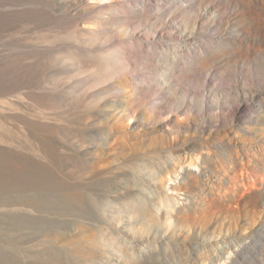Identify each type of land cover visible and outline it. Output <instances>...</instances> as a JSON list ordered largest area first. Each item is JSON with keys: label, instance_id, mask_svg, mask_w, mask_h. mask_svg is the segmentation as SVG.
<instances>
[{"label": "bare ground", "instance_id": "obj_1", "mask_svg": "<svg viewBox=\"0 0 264 264\" xmlns=\"http://www.w3.org/2000/svg\"><path fill=\"white\" fill-rule=\"evenodd\" d=\"M7 5L14 10H7ZM25 22L30 24L29 33L37 31L39 35L31 36L30 42H19V51L32 54L35 68L53 55L47 61L57 80L48 82L40 71L26 80L24 66L9 76L14 89L41 92L36 97L41 113L27 119L32 120L36 140L47 145L53 163L60 146L57 138L72 122L65 116L66 123L61 120L57 105L66 110L74 104L76 121L70 124L92 130L87 132L89 140L81 152L86 156L90 146L105 141L101 126L110 111L134 121L133 128L149 123L143 118L148 112L163 120L164 130L176 134L171 110L165 112L161 106H170L179 80L192 84L193 96L180 98L176 111L186 108L183 113L190 115L211 110L209 100L213 97L201 84L212 85L220 76L226 78L228 87L233 84L232 77L239 76L247 84L262 85L264 91V0H0L1 27ZM115 78L127 82L130 100L120 98L118 88L112 85ZM0 87L3 96L11 94L3 81ZM65 92L84 96L77 98V93L76 99L68 101ZM20 95L10 99L14 108H3L0 114L25 120ZM263 100L261 94L251 104L226 103L225 122L229 114L240 124L250 123ZM100 104L110 109L108 113L98 108ZM219 122L208 113L199 126L202 130L215 128ZM75 144L82 145L79 141ZM132 161L136 168L130 165ZM114 171V176L96 183L93 179L89 180L94 183L79 182L81 178L75 181L68 173V179L65 174L59 183H54L56 175L44 179L38 171L31 180L21 177L17 197L0 196V264H152L159 254L156 246H176L170 218L173 210L185 205L174 195L176 187L168 185L161 190L152 173L146 176L145 156L116 163ZM192 173L184 170L183 179ZM122 178L125 183H120L119 189L108 187L109 181L118 183ZM27 184L33 192L26 193ZM45 185L51 192H46ZM120 190L124 196L117 195ZM145 200L154 223L145 219ZM149 226L152 228L147 229ZM190 244L196 254L204 246L208 248L205 264H264V215L244 236L221 241L201 238Z\"/></svg>", "mask_w": 264, "mask_h": 264}, {"label": "rangeland", "instance_id": "obj_2", "mask_svg": "<svg viewBox=\"0 0 264 264\" xmlns=\"http://www.w3.org/2000/svg\"><path fill=\"white\" fill-rule=\"evenodd\" d=\"M6 7L7 10H14L12 5ZM29 27L30 24L25 22L22 24L11 23L8 28L5 27L7 30L4 27L0 28V80L2 79L1 81L6 84V89L9 88L8 90L13 92L3 96V88L0 87V108L2 107L0 112L11 107L9 104L12 97L21 94L20 96L25 103L22 111L27 114L26 119L22 121L8 117L4 113L0 114L1 198L17 197L19 195L18 189L22 187V184H19L21 177L30 178L31 180V177L34 176L33 173H37V171L42 172L44 179L56 175L54 183L64 181L66 177L68 179V176H71L70 179L73 180L81 178L79 182L85 180L86 182L94 181L96 183L97 180L100 181L105 177L107 179L112 175L114 176L116 163L137 160L145 156V175L152 173L155 177L153 181H156L161 190H163L162 187L168 185L169 188L176 187L174 195L185 204L179 209L173 210L170 218V228L173 231L172 241L175 242L176 246L170 243L164 244L163 247L156 246L159 254L152 264H202V262L205 264L209 256L208 248L204 246L196 254L190 243L208 237L221 241L230 237L244 236L250 228L262 222L264 215V100L261 101V109L257 110L254 119L250 123L240 124L229 114L226 116L228 121L225 122L226 103H230L231 106L243 103L251 104L255 98L264 94L263 89H261L263 88L262 85L260 87L259 84H247L242 77L236 76L232 77L233 84L228 87L225 83L226 78L220 76L212 85L207 83L204 86V84H201L202 87H207L206 93H211L213 97L209 100L211 110H205V113L200 111L198 115H190L188 112L185 114L186 108H184L185 113H183V109H181L183 112L176 111L175 104L179 102L180 98L193 96L192 84L185 80H179L175 88L173 87L174 95H172V98H174L171 99L170 106H161L165 112L171 110V122L176 128V134L173 133V135L164 130L163 120L155 119L148 112L143 114V118H145L146 123H149L145 126L133 128L134 121L125 119L123 115H117V112L112 113L110 111L109 114L111 115L107 116V119L102 122L103 124L101 123V132L105 141L100 140L99 144L90 146L92 149L89 151V155L86 156L82 155L81 152L86 147L87 140H89L87 132L89 133L92 130L81 124H70L76 121L74 104H69L70 107L69 105L66 107L68 112L65 110L64 105H57L59 107L56 106L57 115L62 117L61 120L63 119L64 121H62L66 123L64 118H67L68 123L70 120L72 122L67 125L68 127L66 126L67 130L62 132V135L59 134L60 138H57V140L60 139L58 140L60 146L56 155L57 162L53 163L47 145L36 140V134L32 129V120L27 119H30V117L35 118V116L37 118L41 113L40 111L43 108L38 105L36 99L41 92L27 87L26 89L25 87L14 89L15 85L10 81L9 76L11 72H20L21 66H24L25 73L22 71V74L26 76V80L27 77L30 80L33 77L32 74L39 71L38 74L47 81L57 80L55 76H52L54 74H51V68L48 67L47 61H51L53 58H50V56L53 55L49 54L44 59V63H41L40 66L37 65L38 67L35 68L32 54L19 51V42H25V40L30 42L32 40L31 36L36 38L39 35L37 31H30V34L29 30L31 29ZM44 64L48 68H45L47 71H44ZM20 78L24 80V77L21 76ZM193 82L197 83V80ZM112 83L113 87L118 88L120 98L123 101L130 100L128 97L131 93L128 86H126L127 82L115 78ZM73 93L65 92L68 101L76 99L78 92ZM79 93L80 97L78 96ZM79 93L77 98H83V93ZM196 98L198 99L199 96L196 95ZM206 102L209 103L208 96H206ZM104 106V104H100L98 108L108 113L110 109H105ZM208 107L206 105V108ZM208 113L215 116L216 120H220L219 126L202 130L199 125ZM222 121H224L223 124H221ZM91 124L94 127V122ZM65 133L66 135H64ZM56 137L59 136H54L55 140ZM63 138H65V142ZM77 141L83 146H77L75 144ZM131 163L132 167L136 166L134 161ZM186 169L193 173L185 181L183 172ZM177 171H179V177ZM203 172H206L207 176L204 177ZM51 174L52 176H50ZM57 178L60 180L58 181ZM89 179H93V181ZM124 180L122 178L118 183L109 181L108 185L110 186L108 187L111 189L113 185V189L116 186L119 189L118 186L120 183H125ZM27 183H29V179ZM147 184L146 186H148ZM45 186L44 189H48L46 192H51V190L49 191L50 186L49 188L48 186L45 188ZM26 187L29 188V184ZM28 188H26V193L33 192L32 185L29 188L30 190ZM123 194L125 195L124 191L121 194L117 193L118 196ZM2 202H0V207ZM146 202L145 200V219L149 223H154V217L147 210L148 205ZM40 205L43 211H48L46 205L42 203ZM150 227L152 228V226H149L147 229H151ZM78 228L82 229L80 226ZM0 232H3V230ZM156 233L163 238L159 231L156 230Z\"/></svg>", "mask_w": 264, "mask_h": 264}]
</instances>
